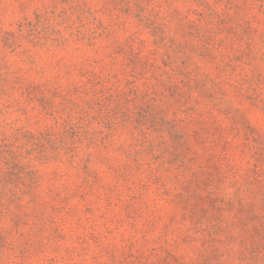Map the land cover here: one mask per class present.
Wrapping results in <instances>:
<instances>
[{
    "label": "rangeland",
    "instance_id": "1",
    "mask_svg": "<svg viewBox=\"0 0 264 264\" xmlns=\"http://www.w3.org/2000/svg\"><path fill=\"white\" fill-rule=\"evenodd\" d=\"M264 0H0V264H264Z\"/></svg>",
    "mask_w": 264,
    "mask_h": 264
},
{
    "label": "clouds",
    "instance_id": "2",
    "mask_svg": "<svg viewBox=\"0 0 264 264\" xmlns=\"http://www.w3.org/2000/svg\"><path fill=\"white\" fill-rule=\"evenodd\" d=\"M259 120V127L264 129V117H257L255 113H253V123L257 124V121Z\"/></svg>",
    "mask_w": 264,
    "mask_h": 264
}]
</instances>
